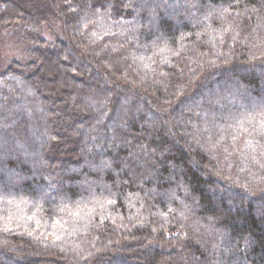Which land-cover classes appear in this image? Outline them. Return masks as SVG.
Listing matches in <instances>:
<instances>
[{
    "label": "trees",
    "instance_id": "trees-1",
    "mask_svg": "<svg viewBox=\"0 0 264 264\" xmlns=\"http://www.w3.org/2000/svg\"><path fill=\"white\" fill-rule=\"evenodd\" d=\"M8 28L0 264H264V0H0Z\"/></svg>",
    "mask_w": 264,
    "mask_h": 264
},
{
    "label": "rangeland",
    "instance_id": "rangeland-1",
    "mask_svg": "<svg viewBox=\"0 0 264 264\" xmlns=\"http://www.w3.org/2000/svg\"><path fill=\"white\" fill-rule=\"evenodd\" d=\"M15 28H8V29H3L1 30L0 33V58L3 57L2 61H14V60H19V61H26L28 59L27 57V47L30 43V41L27 40L26 38V32L24 29L19 30L20 37L16 40V43L14 44V40L12 39L13 45L9 42L6 36L2 37V33L9 34L10 32L14 31ZM58 28H54L53 30H50L48 32V29H46L42 34L46 36L49 40H52L53 37L56 36ZM16 38V37H15ZM18 40V41H17ZM21 41V42H20Z\"/></svg>",
    "mask_w": 264,
    "mask_h": 264
}]
</instances>
